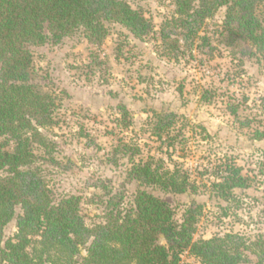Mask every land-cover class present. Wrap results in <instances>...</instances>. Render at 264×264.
Wrapping results in <instances>:
<instances>
[{
    "label": "trees",
    "instance_id": "1",
    "mask_svg": "<svg viewBox=\"0 0 264 264\" xmlns=\"http://www.w3.org/2000/svg\"><path fill=\"white\" fill-rule=\"evenodd\" d=\"M174 2L160 36L177 56L182 47L207 41L201 35L204 23L225 7L222 35L242 45L245 56L258 54L264 61V16L258 13L264 0ZM112 25L140 40L155 31L153 19L128 0H0V264H180L185 252L200 264H245L249 251L264 264L263 236L252 242L238 233L195 239L201 205H190L180 222L171 204L147 189L198 192L188 169L178 162L171 167L159 156L165 146L176 149L181 142L175 111L153 109L148 117L147 130L160 142L157 153L145 155L139 142L123 138L109 150L111 163L130 160L127 177L137 188L128 203L124 192L106 191L99 200L91 199L104 207L102 221L88 224L82 197L56 194L47 183L40 163L56 161V143L48 131L61 120L57 96L32 79V48L59 45L78 31L92 45H101ZM117 108L118 125L128 129L132 119L127 106ZM232 113L237 115L236 107ZM253 136L264 140V124ZM220 165L212 185L228 200L235 189L249 186V177L235 160ZM14 219L17 231L4 239Z\"/></svg>",
    "mask_w": 264,
    "mask_h": 264
},
{
    "label": "rangeland",
    "instance_id": "2",
    "mask_svg": "<svg viewBox=\"0 0 264 264\" xmlns=\"http://www.w3.org/2000/svg\"><path fill=\"white\" fill-rule=\"evenodd\" d=\"M128 1L154 21L155 31L143 40L112 25L101 45H92L78 31L59 45L32 48V79L57 96L61 120L48 131L56 143V161L40 163L47 183L56 194L81 196L88 224L102 221L104 207L91 199L99 200L106 191L124 192L128 203L137 188V182L128 181L130 160L111 163L109 150L123 138L139 142L145 155L157 153L160 142L147 130L148 117L153 109L172 110L180 115L181 142L176 149L165 146L159 156L171 167L178 162L188 169L198 192L147 189L168 201L180 222L190 205H201L195 239L238 233L257 241L264 237V140L253 135L264 124V61L258 54L245 56L242 45L222 35L225 7L204 23L201 35L207 41L198 39L177 56L160 36L175 0ZM258 13L264 16V4ZM119 104L130 112L128 129L118 125ZM228 159L242 168L249 186L225 200L212 182L214 171ZM16 231L14 219L4 239ZM248 259L245 264L259 263L255 252L249 251ZM180 264L200 263L185 252Z\"/></svg>",
    "mask_w": 264,
    "mask_h": 264
}]
</instances>
